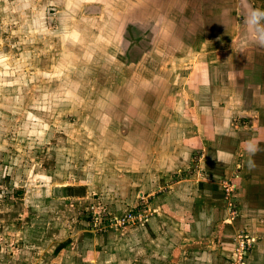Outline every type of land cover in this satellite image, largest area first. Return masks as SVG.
I'll list each match as a JSON object with an SVG mask.
<instances>
[{
	"label": "rangeland",
	"instance_id": "1",
	"mask_svg": "<svg viewBox=\"0 0 264 264\" xmlns=\"http://www.w3.org/2000/svg\"><path fill=\"white\" fill-rule=\"evenodd\" d=\"M217 1L0 0V264L256 263L244 168L184 145L186 78L217 59L197 17H221L232 58L264 56L245 41L264 0ZM226 123L217 143L234 147L250 124Z\"/></svg>",
	"mask_w": 264,
	"mask_h": 264
},
{
	"label": "crops",
	"instance_id": "2",
	"mask_svg": "<svg viewBox=\"0 0 264 264\" xmlns=\"http://www.w3.org/2000/svg\"><path fill=\"white\" fill-rule=\"evenodd\" d=\"M243 1L248 2L247 0ZM217 3V0H212V3L209 2L210 8L213 10L220 8ZM203 12L205 15L208 14L206 6ZM213 12L211 16L205 19L201 16L197 17L199 21L203 20V22L196 31L187 28L192 33L194 31V36L205 37L203 41L206 42L201 45L202 50L212 52L210 54L216 55L217 59L208 58V61L196 62L192 65L194 67L191 68L186 78V93L191 101L187 108L196 114L197 126L196 132H194L196 134L188 137L184 145L189 149L208 148L206 151L207 161L212 168H215L217 164L231 167L234 162H236L237 168H244L245 175H238L239 193L245 211L243 222H247L252 234L258 233L257 235L261 238L254 254V258L258 259L253 264H264V56L254 53L251 56L246 55L239 61L236 55L232 58L229 45L224 46V43H220L219 31L222 26L225 27L226 25L221 23V17L214 15ZM251 22L252 25L247 31L245 41L264 45V34L261 32L264 29V23L260 25L257 22L253 11L251 12ZM236 41L237 38H234L231 43ZM237 45H239V51L242 52L241 48L245 44L243 45L242 42ZM249 47L245 46L243 49ZM224 58H228V60ZM221 85L225 87H221ZM232 87L236 89V93L229 92L226 95L228 97L225 98L232 99L227 106L228 108L213 109L212 107H216L215 101H221L222 91L225 88L227 91H231L230 88L232 89ZM181 106L183 105H178V107ZM243 107L245 110L242 109ZM207 109H212L210 114L212 117L205 115ZM238 114L244 116L250 124V127L246 126L245 128L247 137L244 136L245 138H243L241 132H234L232 136H238L236 141L239 142L234 147L229 144V139L223 140L227 143H217L220 138H218V132L225 130L224 127L230 125L226 121L231 122L232 118ZM221 121H225L226 124ZM226 147H229L228 150ZM241 163H244V166ZM207 176L209 178L216 177L215 175ZM201 184L207 188L211 186L209 181Z\"/></svg>",
	"mask_w": 264,
	"mask_h": 264
}]
</instances>
